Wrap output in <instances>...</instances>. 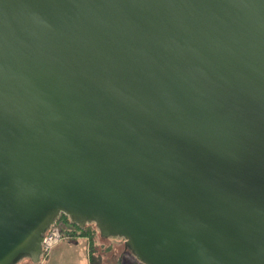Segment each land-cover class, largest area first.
<instances>
[{
  "label": "water",
  "instance_id": "95a60500",
  "mask_svg": "<svg viewBox=\"0 0 264 264\" xmlns=\"http://www.w3.org/2000/svg\"><path fill=\"white\" fill-rule=\"evenodd\" d=\"M60 213L144 264H264V0H0V264Z\"/></svg>",
  "mask_w": 264,
  "mask_h": 264
},
{
  "label": "rangeland",
  "instance_id": "374dc122",
  "mask_svg": "<svg viewBox=\"0 0 264 264\" xmlns=\"http://www.w3.org/2000/svg\"><path fill=\"white\" fill-rule=\"evenodd\" d=\"M52 228L57 236L61 235L59 241L70 243V249L61 250L56 248L57 250L54 251L52 249L49 254L44 255V259L38 264H88L90 250L88 237H76L74 239L68 237L67 234L65 236L66 230H73L72 224L61 223L52 226ZM89 233L97 253L102 256L104 264H141L129 253L123 239H102L98 231H94L93 228H90ZM55 245L53 248L56 247ZM19 263L31 264L26 258L22 262L19 261Z\"/></svg>",
  "mask_w": 264,
  "mask_h": 264
},
{
  "label": "trees",
  "instance_id": "16d2710c",
  "mask_svg": "<svg viewBox=\"0 0 264 264\" xmlns=\"http://www.w3.org/2000/svg\"><path fill=\"white\" fill-rule=\"evenodd\" d=\"M72 224L73 225V230H66L67 233H64L65 236L68 235V237L70 238H76V237H88L89 239V243L88 245H90V250H89V264H104L103 262V259H102V256L99 255L94 247V244H93V240L92 238L90 237V233H89V230L90 228H93L94 231H98V233L100 234L99 230L96 228V226L94 224H87L84 228L80 229L78 226L74 225L71 221V218L63 213H60V215L56 218V222L54 225L56 224ZM53 225V226H54ZM53 228L52 226L47 230L46 234L49 233V232H53ZM67 234V235H66ZM100 237L102 239H108V238H105V237H102L101 234H100ZM124 242V245H125V241L123 240ZM126 247V246H125ZM127 248V247H126ZM129 253L132 254V252L130 251L129 248H127ZM133 255V254H132ZM134 256V255H133ZM44 253H43V256H42V260L44 259ZM135 257V256H134ZM135 259L141 263V264H144L142 261L138 260L136 257ZM25 259H22L20 260V262L24 261ZM28 261L31 263V264H34L30 259H28ZM15 264H20L19 262L18 263H15ZM38 264V263H37Z\"/></svg>",
  "mask_w": 264,
  "mask_h": 264
},
{
  "label": "built area",
  "instance_id": "2783aa9c",
  "mask_svg": "<svg viewBox=\"0 0 264 264\" xmlns=\"http://www.w3.org/2000/svg\"><path fill=\"white\" fill-rule=\"evenodd\" d=\"M61 235L57 236L54 232H49L45 235V240L43 242V253L49 254L53 249L56 242L60 240Z\"/></svg>",
  "mask_w": 264,
  "mask_h": 264
},
{
  "label": "crops",
  "instance_id": "0c3cea01",
  "mask_svg": "<svg viewBox=\"0 0 264 264\" xmlns=\"http://www.w3.org/2000/svg\"><path fill=\"white\" fill-rule=\"evenodd\" d=\"M75 245V244H74ZM56 247L55 248H53V251L54 250H57V249H61V250H66V249H70V243H66V242H64V243H62L61 241H59L56 245H55ZM57 248V249H56ZM88 264H89V260H88Z\"/></svg>",
  "mask_w": 264,
  "mask_h": 264
}]
</instances>
